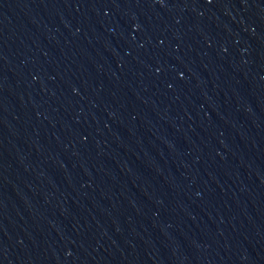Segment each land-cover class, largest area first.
I'll use <instances>...</instances> for the list:
<instances>
[{
    "label": "water",
    "instance_id": "95a60500",
    "mask_svg": "<svg viewBox=\"0 0 264 264\" xmlns=\"http://www.w3.org/2000/svg\"><path fill=\"white\" fill-rule=\"evenodd\" d=\"M0 264H264V0H0Z\"/></svg>",
    "mask_w": 264,
    "mask_h": 264
}]
</instances>
